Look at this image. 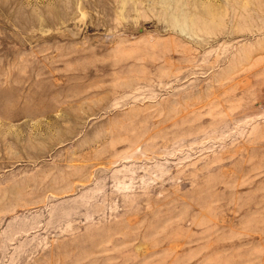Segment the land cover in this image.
<instances>
[{
  "label": "rangeland",
  "instance_id": "obj_1",
  "mask_svg": "<svg viewBox=\"0 0 264 264\" xmlns=\"http://www.w3.org/2000/svg\"><path fill=\"white\" fill-rule=\"evenodd\" d=\"M0 264H264V0H0Z\"/></svg>",
  "mask_w": 264,
  "mask_h": 264
}]
</instances>
